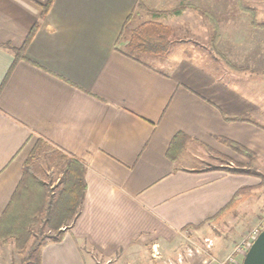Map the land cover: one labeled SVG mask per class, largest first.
Listing matches in <instances>:
<instances>
[{"label": "crops", "instance_id": "obj_1", "mask_svg": "<svg viewBox=\"0 0 264 264\" xmlns=\"http://www.w3.org/2000/svg\"><path fill=\"white\" fill-rule=\"evenodd\" d=\"M47 1L0 0V215L38 141L79 164L85 183L76 215L60 240L40 247L39 264H200V256L175 261L181 240L187 247L235 212L256 225L264 194L248 215L241 206L262 180L207 163H246L233 143L264 164V75L258 93L248 72L226 71L229 82L185 57L132 59L118 37L139 0H52L42 16ZM47 165L39 170L50 178Z\"/></svg>", "mask_w": 264, "mask_h": 264}, {"label": "rangeland", "instance_id": "obj_2", "mask_svg": "<svg viewBox=\"0 0 264 264\" xmlns=\"http://www.w3.org/2000/svg\"><path fill=\"white\" fill-rule=\"evenodd\" d=\"M175 7H179L178 12L171 11ZM147 8L155 11L156 14L152 16ZM150 19L161 22L173 30L170 37L171 45L168 53L163 56L142 55V59L148 56L159 57L164 58V62L178 57L189 58L219 74L224 80L229 79L226 76L230 73L226 72L228 70L236 75L248 72L253 77L251 82L255 83L251 84L252 91H263V87L256 83V80L260 78V75H264V0H139L124 22L125 31H121L122 34L118 38V49L125 52L130 28ZM255 21L261 26L252 24ZM160 62L156 59L152 63L161 66ZM226 81L231 82L230 79ZM40 146L42 145L38 147L33 168L40 178L44 192H48V195L56 199L63 186V177L66 175L68 164H65L59 156L53 155L46 147L41 149ZM237 152L246 158V163L233 162L232 165L228 163V160L219 158V164H207L211 167H220L218 165L223 164L221 168L225 171L230 168H239L243 172L233 174L257 177L264 184V164L254 165L252 160L256 156L251 151H249L250 156L238 150ZM45 163L49 164L47 170L50 172L48 174L50 178L40 173L39 169L45 168ZM263 192L262 188L251 191V198L249 197L248 202L241 206L245 216L248 215L247 207L255 205V196L262 197ZM242 198L244 197L241 196L240 200ZM237 205L238 202L234 207ZM238 216L239 214L235 212L232 218L224 219L223 225L219 223L218 228L213 229L210 235L195 236L194 239L187 240V247L181 240L179 245L184 253H179L175 261L182 263L184 259L188 261L200 256V264H236L234 260H236L235 255L238 254H233L231 260L232 249L255 226L251 220L235 221ZM241 225L243 226L242 231L239 230L241 234L236 235L237 227L240 229ZM221 230L226 231V235L219 234ZM30 233L24 248H18L10 237L0 238V264H34L40 247L52 241L51 238L56 235V232L49 229L42 218L30 225ZM214 237L219 240L222 237L220 241L225 239L228 245L220 244L217 249L214 248ZM205 239L212 241L209 248L206 246Z\"/></svg>", "mask_w": 264, "mask_h": 264}, {"label": "trees", "instance_id": "obj_3", "mask_svg": "<svg viewBox=\"0 0 264 264\" xmlns=\"http://www.w3.org/2000/svg\"><path fill=\"white\" fill-rule=\"evenodd\" d=\"M51 1L52 0H48L47 3L42 5V16L45 15ZM147 11L152 16L156 14L155 11L150 10L149 8H147ZM171 11L178 12L179 7H175ZM252 24L260 25L256 23V21ZM37 28L38 23L36 22L29 29L22 47L14 49L12 66L16 61L23 57V49L31 40ZM123 31H125L124 27L122 29V32ZM172 34L173 30L169 26L151 19L145 20L129 29L128 39L125 45L126 50L125 52L121 51L134 60H140L142 55L163 56L169 51L171 45L170 37ZM7 75L8 73L6 76ZM180 136L182 135H175L168 148L167 155L172 159L179 152L178 146L181 145ZM39 145L40 142H36L25 159L21 178L5 206V209L0 215V238L4 239L10 237L18 248L25 247L31 235L30 225L41 220V218L49 229L56 232V235L51 238L52 241L60 240L61 228L65 227L70 218L76 215L85 190V183L82 177V167L73 161H69V163L67 162L68 167L65 172L66 175L63 177V186L59 191L57 198L54 199L52 195H48V192L45 193L41 187L42 184L40 183V178L33 168ZM229 145L234 150H238L246 156L251 155L248 150L241 148L236 144L229 143ZM230 169H227V172H243L239 168ZM237 202L238 199L234 198L227 207H234ZM39 255L38 252L34 264H39Z\"/></svg>", "mask_w": 264, "mask_h": 264}, {"label": "water", "instance_id": "obj_4", "mask_svg": "<svg viewBox=\"0 0 264 264\" xmlns=\"http://www.w3.org/2000/svg\"><path fill=\"white\" fill-rule=\"evenodd\" d=\"M240 264H264V226L243 255Z\"/></svg>", "mask_w": 264, "mask_h": 264}, {"label": "built area", "instance_id": "obj_5", "mask_svg": "<svg viewBox=\"0 0 264 264\" xmlns=\"http://www.w3.org/2000/svg\"><path fill=\"white\" fill-rule=\"evenodd\" d=\"M263 226H264V212L261 214L259 222L236 245H234L230 257L233 254H238L243 256ZM205 241H206V246L209 248L212 241L210 239H205Z\"/></svg>", "mask_w": 264, "mask_h": 264}]
</instances>
